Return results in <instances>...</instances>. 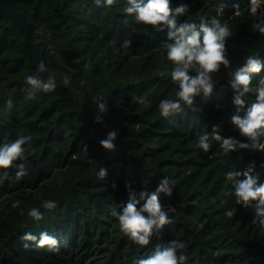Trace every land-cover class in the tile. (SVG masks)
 Wrapping results in <instances>:
<instances>
[{
	"label": "trees",
	"instance_id": "obj_1",
	"mask_svg": "<svg viewBox=\"0 0 264 264\" xmlns=\"http://www.w3.org/2000/svg\"><path fill=\"white\" fill-rule=\"evenodd\" d=\"M11 1L31 26L30 42L60 63L39 72L23 49L19 25L0 13V145L31 137L23 145L28 175L17 180L14 168L0 169V264H133L157 243L172 240L184 243L178 252L187 256L184 264H264V228L252 223L254 209L225 195L233 190L226 174L243 172L250 164L264 182V153L238 149L225 155L210 135L216 126L223 138L250 143L230 123L235 108L226 70L213 74L210 96L201 93L193 105L164 118L159 102L174 99L177 90L170 76L159 75L165 65L171 69L163 47L167 30L135 22L124 13L126 0L111 8L97 7L94 0ZM171 2L173 8L189 5L178 24H198L202 16L228 22L233 70L249 55L264 60V35L252 31L249 0ZM67 70L72 75L65 83ZM28 75L45 82L53 77L55 90L36 91L28 99ZM261 76L264 70L253 75V86ZM138 96L150 106L138 104ZM254 99L246 96L248 104ZM101 102L105 113L97 107ZM113 129L119 133L117 150L108 152L99 141ZM203 133L209 134L207 152L197 147ZM101 167L107 171L102 180L97 178ZM163 177L174 181L171 196H160L172 223L141 247L120 231L111 211L127 202L126 184L137 193L151 192ZM17 200L21 204L13 208ZM45 200L55 201L56 208L44 209ZM34 207L42 220L27 215ZM233 207L236 213L229 218L225 210ZM44 231L58 240L59 251L21 240L25 233L38 239Z\"/></svg>",
	"mask_w": 264,
	"mask_h": 264
},
{
	"label": "clouds",
	"instance_id": "obj_2",
	"mask_svg": "<svg viewBox=\"0 0 264 264\" xmlns=\"http://www.w3.org/2000/svg\"><path fill=\"white\" fill-rule=\"evenodd\" d=\"M116 2L117 0H94L97 7L104 8H111ZM225 7L223 3L219 6L221 11ZM232 7L237 10L238 15L239 4L235 3ZM123 10L127 16L134 17L135 22L150 25L156 32L167 30L163 47L166 49L167 60L171 62V69L165 65L159 75L170 76L177 90L174 99L165 98L159 102L160 115L168 118L181 113L182 105H193L195 98L201 93L205 97L210 96L216 83L213 74L218 73L223 67L231 76L229 87L233 92L231 103L235 112L230 117V123L238 130L239 135L250 143H243L231 136L223 138L216 126L212 128L211 139L219 142L225 155L238 149L264 153V76L260 77L255 86L252 83L253 75L264 70V60L259 56L249 55L245 57L241 67L232 69L226 47L227 40L232 36L228 22H222L215 16L210 18L202 16L198 24L190 22L178 24L177 17L187 14L189 5L180 3L173 8L171 0H126ZM249 12L255 18L251 25L252 31L264 35V0H249ZM37 70L39 72L47 70L44 60H40ZM193 70L195 75L191 74ZM25 80L30 86L28 99H34L36 91L52 92L56 88L53 77H49L45 82L38 76L28 75ZM248 94L255 97L251 104L246 101ZM134 99L138 104L150 106L151 102L145 96ZM97 107L101 113L107 112L105 103L101 102ZM95 121L102 123L99 117ZM118 134L116 129L109 131L106 138L99 141L100 146L108 152H115L117 146L114 141ZM30 140V136H18L14 141L0 145V169L14 168L17 180L28 175L23 145ZM208 141V133L200 134L197 147L205 152L209 151L211 145ZM84 150L87 151L86 145ZM106 175V169L101 167L97 178L102 180ZM226 178L232 181L233 190L225 195H233L236 204L245 209H254L252 223H258L264 228V182H261L259 174L254 172V164H250L243 172H228ZM173 185L174 181L163 177L154 191L149 192L145 188L137 193L130 184H126L127 202L120 206L119 211L113 209L111 215L118 220L120 231L134 244L141 247L149 245L154 234H158L166 225L172 223L168 211L160 203V196L161 194L171 196ZM20 204L21 201H14L12 207L18 208ZM42 206L46 210H53L57 204L55 201L45 200ZM235 213V207L225 210V215L229 218ZM20 214H24L23 210ZM27 215L34 221L43 219V213L39 208H31ZM21 240L35 242L37 248L59 251L58 240L46 231L41 232L38 239L31 233H25ZM23 246L27 249L29 244L24 243ZM184 248V243L176 240L167 244L157 243L147 257L136 259L133 264H184L187 256L178 255Z\"/></svg>",
	"mask_w": 264,
	"mask_h": 264
},
{
	"label": "water",
	"instance_id": "obj_3",
	"mask_svg": "<svg viewBox=\"0 0 264 264\" xmlns=\"http://www.w3.org/2000/svg\"><path fill=\"white\" fill-rule=\"evenodd\" d=\"M0 13L7 17L13 25H19V28L23 33L22 46L29 56L45 53V51L41 52L38 47L30 42L29 35L31 26L11 0H0ZM55 61L60 63L57 57Z\"/></svg>",
	"mask_w": 264,
	"mask_h": 264
},
{
	"label": "rangeland",
	"instance_id": "obj_4",
	"mask_svg": "<svg viewBox=\"0 0 264 264\" xmlns=\"http://www.w3.org/2000/svg\"><path fill=\"white\" fill-rule=\"evenodd\" d=\"M40 51L41 52L45 51V53L44 54H39V55H31V56H29L33 65L37 66L38 63L40 62V60H44L46 64H50L53 61L55 62L56 57H55V55L52 52L47 51L45 48L40 49ZM71 75H72V73L67 70L66 73H65V83L69 82Z\"/></svg>",
	"mask_w": 264,
	"mask_h": 264
}]
</instances>
